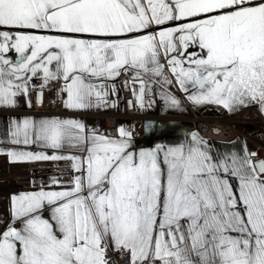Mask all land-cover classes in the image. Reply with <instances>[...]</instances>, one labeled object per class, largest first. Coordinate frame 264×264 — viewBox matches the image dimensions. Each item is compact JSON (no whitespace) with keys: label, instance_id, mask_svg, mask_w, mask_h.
Instances as JSON below:
<instances>
[{"label":"snow or ice","instance_id":"6c2138e0","mask_svg":"<svg viewBox=\"0 0 264 264\" xmlns=\"http://www.w3.org/2000/svg\"><path fill=\"white\" fill-rule=\"evenodd\" d=\"M165 68L197 89L194 104L264 108V0H0V106L29 96L33 77L41 88L62 79L66 108L106 106L103 81L122 69L135 72L142 106L143 76L171 84ZM9 135L81 155L0 149L13 163L68 160L78 173L66 190L11 197L22 227L0 234V264H110V247L130 264H264V180L246 157L219 164L196 135L186 148L136 153L124 128L114 139L56 118L13 122ZM221 169L239 177L238 197Z\"/></svg>","mask_w":264,"mask_h":264},{"label":"crops","instance_id":"0c3cea01","mask_svg":"<svg viewBox=\"0 0 264 264\" xmlns=\"http://www.w3.org/2000/svg\"><path fill=\"white\" fill-rule=\"evenodd\" d=\"M171 24V22H170ZM167 26V25H166ZM174 26V25H172ZM157 27L153 26V30ZM10 60H18L19 54L11 51L6 54ZM162 63L164 60L162 58ZM167 72V68H165ZM168 77L172 80L171 84L156 83L155 78L145 74L143 79L147 81L148 88L144 92L143 104L138 105L133 90L139 93L141 87L139 80L133 83L135 77L134 71L121 70V75L114 79L103 81L107 85L109 92L107 105H97L95 98L91 107L83 109H69L64 106L66 93L61 89L64 81H50L45 88V106L39 113L32 112V103L29 106L28 100L33 99V88H39L43 81L33 77L29 82V96L23 93L17 95L14 106H0V149H23L35 152H44L48 155H81L74 149L65 146L60 150L38 147L33 144L31 146L13 145L10 143V128L13 122L23 121L25 118L39 121L43 119H61L74 120L81 122L85 126L86 133L104 135L103 126L100 117L107 112L108 101L115 98L119 112L124 111V90L128 88L133 96L136 115L140 119V124L134 125L129 118H122L118 123L116 135L111 138H119V129L124 128L131 132L130 151L138 153L139 151L155 150L157 147L168 148L183 145L185 148L192 140V136L196 135L203 140L206 150L210 153L213 160L219 164L228 163L236 159L240 161L248 157V148L243 136L239 135L229 142L210 140L204 138L197 130L194 123L188 127L187 125L177 121H188L191 111H195L201 117H211L214 115L212 106L214 103L194 104L188 97L197 92V89L191 85L187 86L188 91L180 88L179 84L167 72ZM42 75V74H41ZM167 97H175L178 105H171L166 99ZM228 116L234 119V126L243 135L247 136L254 143L264 147V108L257 103H249L246 106H237L233 110L226 109ZM190 122V121H188ZM251 169L252 165H250ZM75 173L72 168V162L68 160H47L33 162L13 163L7 155H0V202L3 204L4 212L8 217L9 225L21 228L22 224L16 220L13 215L11 197L22 193L44 191H62L70 188ZM219 175L227 181L233 193L238 197L240 189V180L236 175L221 169ZM259 178V177H258ZM264 180L263 178H259ZM53 181H59L54 183ZM242 207V205H240ZM52 205L45 204L41 209L44 218L51 215ZM8 230V229H7ZM6 230V231H7ZM5 232V231H4ZM3 232H0L2 234Z\"/></svg>","mask_w":264,"mask_h":264},{"label":"built area","instance_id":"2783aa9c","mask_svg":"<svg viewBox=\"0 0 264 264\" xmlns=\"http://www.w3.org/2000/svg\"><path fill=\"white\" fill-rule=\"evenodd\" d=\"M45 88H37L33 91L32 112L39 113L45 106ZM124 111L119 112L117 101L115 98H110L108 101L107 112L101 117L103 132L106 136L114 137L118 128V123L122 118L131 119L134 125L140 124V119L136 115L133 96L128 88L124 90ZM214 115L211 117H201L195 111H191L188 121L195 124L198 132L206 139L229 142L237 136H243L247 148L248 157L251 160V165L254 174L259 177H264V147L254 143L247 136L243 135L234 126V119L228 116L227 110L219 105L212 106ZM1 180V178H0ZM8 217L4 212L3 204L0 202V232H4L9 228ZM107 259L110 264H130L127 253L109 248Z\"/></svg>","mask_w":264,"mask_h":264},{"label":"rangeland","instance_id":"374dc122","mask_svg":"<svg viewBox=\"0 0 264 264\" xmlns=\"http://www.w3.org/2000/svg\"><path fill=\"white\" fill-rule=\"evenodd\" d=\"M177 122L183 123V124L187 125L188 127H190V126L193 125L191 122H188V121H182V120H180V121H177Z\"/></svg>","mask_w":264,"mask_h":264}]
</instances>
